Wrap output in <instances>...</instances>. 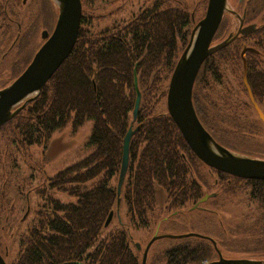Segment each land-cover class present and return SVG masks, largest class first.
Segmentation results:
<instances>
[{"label": "trees", "instance_id": "obj_1", "mask_svg": "<svg viewBox=\"0 0 264 264\" xmlns=\"http://www.w3.org/2000/svg\"><path fill=\"white\" fill-rule=\"evenodd\" d=\"M231 7L214 42L229 33L234 35L240 20L253 27L204 60L194 80L192 102L200 123L217 143L233 153L264 159V141L257 137L258 125L264 126L263 122L257 113L253 121L241 118L247 108L256 112L242 81L244 48L248 85L255 102L264 104V0H232ZM20 9L26 13L24 25L17 20ZM194 18L195 12L180 3L152 0L127 21L112 22L94 32L93 18L82 13L67 58L40 92L0 127V232L13 221V201L7 192L10 178L18 174L16 154L27 157L29 147L41 144L45 148L55 130L70 123L76 131L86 121L93 123L87 142L90 151L35 188L32 195L41 202L30 222L25 220L31 213L27 207L31 192L24 194L27 214L11 233L17 249L7 264H141L124 229L102 232L110 225L104 223L120 195L134 226L145 227L160 215L156 186L166 194L163 211L168 216L177 215L186 206L192 208L214 191L216 196L207 202L223 194L248 193L258 212L251 226L241 228V233L248 232L251 237L241 239L244 242L239 245L256 253L247 258L264 260V180L235 177L207 167L164 108L169 78L189 42ZM54 21L50 0H0V64L12 56L9 79L1 88L29 64L40 46L38 35L42 30L51 31ZM225 68H231L245 93L246 99L239 105L223 95L216 101L211 97L216 86L225 83ZM134 78L140 92L135 118ZM129 126L133 129L129 163L118 195L122 145ZM5 163L14 169L5 170ZM53 192L74 201L63 203ZM206 201L198 204L199 209H206ZM204 234L220 245L219 237ZM151 255L149 264H202L216 259L217 253L208 238L183 235Z\"/></svg>", "mask_w": 264, "mask_h": 264}, {"label": "rangeland", "instance_id": "obj_2", "mask_svg": "<svg viewBox=\"0 0 264 264\" xmlns=\"http://www.w3.org/2000/svg\"><path fill=\"white\" fill-rule=\"evenodd\" d=\"M53 1V0H52ZM51 2L54 19L56 20L58 14V5ZM152 0H81L82 13L87 17L93 18L91 29L97 32L105 27H110L112 22L121 23L127 21L131 16L136 15L141 8L148 5ZM174 3H180L183 7L191 12H195L194 25L205 13L207 0H171ZM17 20L24 25L26 23V13L23 9L18 10ZM39 37V42L42 39ZM1 47V45H0ZM9 60L0 64V88L5 85L9 79L8 65ZM170 80V78H169ZM224 84H219L212 92V99L227 97L229 100L237 101L239 105L241 101H245V93L235 81L231 68H225ZM10 81L8 82V84ZM169 83V82H168ZM166 102V100L164 101ZM163 105V104H162ZM161 107L158 105V108ZM164 108H166L164 104ZM264 112V106L261 105ZM248 112L243 113L241 118L245 117V121L254 120L255 113L251 108H247ZM259 124V123H258ZM92 121H86L76 131H73L72 126L68 123L65 127L57 129L53 132L52 137L48 140L46 147L43 148L41 144L33 145L26 150L27 157L19 154L15 155L16 164L18 165V174L14 178H10L11 187L7 192V197L13 201L14 215L9 227H6L4 232H0V253L3 255L5 261L8 263L14 257L17 242H13L11 233L14 232L16 225L23 216L25 217V209L27 207L31 210L28 212L26 222H30L33 218V212L36 210L41 200L32 195L36 191L35 188L41 187L48 178L54 176L60 170L75 163L76 161L85 157L90 149H88V139L92 132ZM257 137L259 140L264 141V126L259 124ZM5 170L14 169L9 164L5 163ZM18 194H17V188ZM31 192L29 195L28 206L26 207L24 194ZM54 197L61 200L63 203L74 201L69 196L53 192ZM166 201L165 192L156 186V210L160 212L155 219L151 220L145 227H136L131 222L128 215L126 205L122 195L116 200L113 211L114 217L110 222L107 229H104L102 234L108 230L122 228L128 235V243L130 248L137 252L139 259H141L142 250L147 242L156 234L163 235H183L186 233H195L205 235L204 233L212 234L213 237H219L218 248L224 258H247L250 255H256L255 252H250L249 249L240 246L244 240L248 239L249 233L246 235L240 232L244 225L251 226L257 217V206L252 200L249 199L248 193L239 192L238 195L228 196L221 195L216 201H206L205 204L207 211L199 208H189L188 206L182 208L177 215L165 214L164 206ZM3 214V212H2ZM211 214V215H210ZM203 217H208L205 220ZM211 217V219L209 218ZM240 224V228L234 229ZM25 227V224L22 226ZM238 229V230H237ZM231 230V231H230ZM207 234V235H208ZM220 234V235H219ZM12 237V238H11ZM217 239V238H215ZM174 238L160 237L156 239L149 250L147 264L150 263L151 254L155 251L167 248L172 244ZM241 240V241H240ZM12 241V242H11ZM225 243V244H223ZM227 244V247H222ZM217 258V256H216Z\"/></svg>", "mask_w": 264, "mask_h": 264}, {"label": "water", "instance_id": "obj_3", "mask_svg": "<svg viewBox=\"0 0 264 264\" xmlns=\"http://www.w3.org/2000/svg\"><path fill=\"white\" fill-rule=\"evenodd\" d=\"M58 5V14L55 26L50 34L43 31L45 41L35 52L31 62L23 72L8 86L0 90V126L9 120L19 108L14 109L20 102H25L36 95L45 82L51 77L59 65L67 58L77 39L81 20L80 0H53ZM227 10V0H207L204 17L194 26L189 42L178 58L171 74L166 108L170 117L180 130L189 148L205 165L210 168L245 179L264 180V159L252 158L236 154L217 143L200 123L192 102V88L197 72L203 61L212 53L224 47L231 39V34L221 42L212 44L213 37L221 23L224 12ZM247 30L250 28H246ZM241 28L238 32H245ZM245 49L242 51L243 76L242 80L247 90L258 118L264 124V114L254 101L247 82V66L244 59ZM136 99L133 108V118L136 117L140 103V92L137 80L134 79ZM133 134L130 126L124 136L122 145V159L119 171L117 194H120L128 163L129 143ZM208 195H204L199 202H204ZM111 211L104 226L112 220ZM206 237L199 234H185ZM165 237H179L183 235H163ZM163 236L154 235L147 243L141 264H146L147 252L151 243ZM208 238L216 248L218 258L205 264H264V260L250 258H224L217 249L213 239ZM0 264H7L0 254Z\"/></svg>", "mask_w": 264, "mask_h": 264}, {"label": "flooded vegetation", "instance_id": "obj_4", "mask_svg": "<svg viewBox=\"0 0 264 264\" xmlns=\"http://www.w3.org/2000/svg\"><path fill=\"white\" fill-rule=\"evenodd\" d=\"M230 1H232V0H230ZM242 24H243V22H242ZM258 105H259V107L261 108V105L262 104H260V103H258ZM263 106H264V104H263ZM232 176V175H231ZM209 194H213L212 195V197H215L216 196V191H214L213 193H209ZM192 208H199V205H194Z\"/></svg>", "mask_w": 264, "mask_h": 264}]
</instances>
